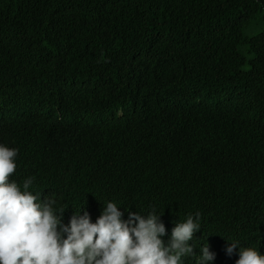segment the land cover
Listing matches in <instances>:
<instances>
[{
	"label": "trees",
	"instance_id": "1",
	"mask_svg": "<svg viewBox=\"0 0 264 264\" xmlns=\"http://www.w3.org/2000/svg\"><path fill=\"white\" fill-rule=\"evenodd\" d=\"M0 143L66 225L199 212L264 252V0H0Z\"/></svg>",
	"mask_w": 264,
	"mask_h": 264
},
{
	"label": "clouds",
	"instance_id": "2",
	"mask_svg": "<svg viewBox=\"0 0 264 264\" xmlns=\"http://www.w3.org/2000/svg\"><path fill=\"white\" fill-rule=\"evenodd\" d=\"M39 136L28 132L23 142ZM18 154L0 143V264H264V252L241 240L239 228L199 212L176 216L167 241L155 208L141 215L115 201L95 222L81 210L66 225L55 195L42 200L30 190L33 177L10 179ZM253 227L264 242L263 227Z\"/></svg>",
	"mask_w": 264,
	"mask_h": 264
}]
</instances>
